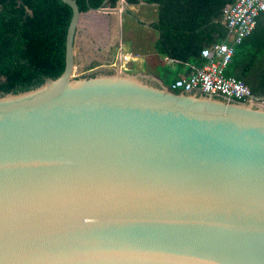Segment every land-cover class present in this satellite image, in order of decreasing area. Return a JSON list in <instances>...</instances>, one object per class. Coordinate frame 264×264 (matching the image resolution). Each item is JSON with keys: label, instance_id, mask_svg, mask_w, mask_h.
I'll list each match as a JSON object with an SVG mask.
<instances>
[{"label": "water", "instance_id": "obj_1", "mask_svg": "<svg viewBox=\"0 0 264 264\" xmlns=\"http://www.w3.org/2000/svg\"><path fill=\"white\" fill-rule=\"evenodd\" d=\"M60 1L63 72L0 96V264H264V107L76 78Z\"/></svg>", "mask_w": 264, "mask_h": 264}, {"label": "trees", "instance_id": "obj_2", "mask_svg": "<svg viewBox=\"0 0 264 264\" xmlns=\"http://www.w3.org/2000/svg\"><path fill=\"white\" fill-rule=\"evenodd\" d=\"M157 5L156 51L199 68L204 46L212 31L221 39L228 32L222 23L223 8L234 0H125ZM80 20L108 25L110 16L99 8H114L118 0H76ZM71 8L60 0H0V96L17 94L56 79L65 67V42ZM220 39V38H219ZM225 75L234 76L252 94L264 96V12L251 34L236 47ZM177 79V78H175ZM179 92V91H174Z\"/></svg>", "mask_w": 264, "mask_h": 264}, {"label": "crops", "instance_id": "obj_3", "mask_svg": "<svg viewBox=\"0 0 264 264\" xmlns=\"http://www.w3.org/2000/svg\"><path fill=\"white\" fill-rule=\"evenodd\" d=\"M116 7L119 9L118 12L108 13L110 16L108 25L102 26L91 23L86 19L79 21L74 43V57L75 50H77L80 54L81 65L84 64L83 52L85 48H89L93 50L90 52V59L94 58L95 61L88 68H91L92 65H106V70L117 68L114 66L116 63L117 45L119 46L120 43H123V47L137 58L129 63L128 69L124 71L131 74H139L155 85L162 82L164 84L165 77L163 74L165 72L175 71L177 73V71L181 72L182 70L181 73L174 75L172 78L173 82L175 78L187 77L197 69L193 64H182L156 51L155 42L158 35L153 30L152 24L157 21V5L148 4L144 1H140L136 5H130L125 0H119ZM227 33L221 39L218 32L212 31L207 40L221 42L226 39ZM77 40L83 42V45L76 46ZM112 49H115V53L114 51L112 52Z\"/></svg>", "mask_w": 264, "mask_h": 264}, {"label": "built area", "instance_id": "obj_4", "mask_svg": "<svg viewBox=\"0 0 264 264\" xmlns=\"http://www.w3.org/2000/svg\"><path fill=\"white\" fill-rule=\"evenodd\" d=\"M260 12H264V0H234L226 5L222 11V20L228 30L226 39L202 48V65L189 76L175 79L170 90L199 92L209 97L264 107V96L252 94L244 81L225 75L236 47L251 34ZM135 57L120 43L114 66L120 70L124 66L127 70L129 63L137 59Z\"/></svg>", "mask_w": 264, "mask_h": 264}, {"label": "rangeland", "instance_id": "obj_5", "mask_svg": "<svg viewBox=\"0 0 264 264\" xmlns=\"http://www.w3.org/2000/svg\"><path fill=\"white\" fill-rule=\"evenodd\" d=\"M78 37H79V35H78ZM82 45H83V42H79L77 40L76 46H82ZM117 47H119V46L117 45ZM91 51H93V50H90L89 48H85V51L83 52V54H84V64L81 65V63H80V54H79V52L77 50H75V52H76L75 53L76 63H75L74 71H73V76H75L76 78H80V77L91 76V75H94L96 73H112V72H114V68H112V69L110 68V69L106 70L105 69L106 65L105 66L104 65H92L91 68H88V66H90V64H92L95 61L94 58L90 59V52ZM113 51L115 53V49L114 50L112 49V52ZM122 69L126 70V67L123 66ZM181 72H182V70H181ZM181 72L177 71V73H181ZM177 73L175 71H173V72H165L163 74V76L165 77L164 85L168 89H170V87H171L172 78Z\"/></svg>", "mask_w": 264, "mask_h": 264}]
</instances>
